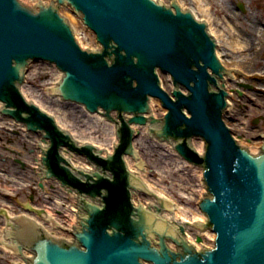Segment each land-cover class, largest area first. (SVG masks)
<instances>
[{"label": "water", "instance_id": "1", "mask_svg": "<svg viewBox=\"0 0 264 264\" xmlns=\"http://www.w3.org/2000/svg\"><path fill=\"white\" fill-rule=\"evenodd\" d=\"M62 6L83 21L102 49L78 43ZM217 48L208 24L177 0L171 7L155 0H37L32 6L0 0V113L49 139L39 165L42 178L57 179L78 195V222L65 229L72 242L27 219L22 229L8 232L14 248L33 252L28 264H264V141L253 152L226 124L231 95L225 77L236 68L222 64ZM38 61L55 64L63 74L49 86L53 96L90 113L102 109L116 123L118 143L106 157L91 143L81 145L24 97L21 86ZM159 72L171 76L172 94L162 87ZM150 98L167 110L163 119L146 116ZM147 124L150 136L203 168L202 196L207 192L196 200L203 218L168 219L163 213H173L175 203L129 169L127 155L142 171L146 166L134 146L132 125ZM195 138L205 142L204 154L192 146ZM65 148L94 167L74 166ZM136 193L158 203H135ZM189 225L214 232L215 244L190 242Z\"/></svg>", "mask_w": 264, "mask_h": 264}, {"label": "rangeland", "instance_id": "2", "mask_svg": "<svg viewBox=\"0 0 264 264\" xmlns=\"http://www.w3.org/2000/svg\"><path fill=\"white\" fill-rule=\"evenodd\" d=\"M21 1L32 6L37 0ZM40 1L47 4L51 2V0ZM155 1H163L165 5H169L171 2V0ZM179 2L183 9L192 10L200 21L208 24L209 32L215 36L217 41L220 40L218 50L222 63L229 69L230 67L236 68L232 73L234 75L237 72L236 75L227 76L229 79L226 81L228 83L226 86H228L227 90H229L231 97L228 99L229 107L225 111L224 120L232 129L238 142L255 152L261 147L262 141L260 135L264 134V0H179ZM62 16L69 21L77 40L87 50L93 51V49H101L100 44L96 41L95 34L84 26L81 19L70 8L62 6ZM255 27L262 30L263 35L261 36V40H258L256 35H252L251 33L252 28L255 29ZM251 36L255 43L254 50H251L249 45L248 49L250 53L247 55H240L239 50L237 51L224 43L229 38V41H242L241 45L247 47L246 41ZM253 51H255L253 54L256 56L252 54ZM236 52L238 54H235ZM254 57L255 59L253 60L252 58ZM59 72L55 65L48 62L38 61L32 63L23 88L25 95L29 100L38 103L46 112L59 120L61 126L73 134L76 140L79 142H98L94 144L98 147L99 143L103 140L102 137H110L109 128L106 123L104 121H97L91 114L83 112L77 104L63 102L59 98H54L49 95V86L57 81ZM159 76L164 89L172 92L174 85L170 75L160 72ZM156 100L157 102L151 109L152 115H154V118H162L165 115V110L160 101L158 99ZM70 110L77 111L76 113L84 119L82 123L83 127L78 126L81 129L75 127L77 125L71 121L72 116L69 114ZM0 125H7L11 131H25L24 127H20L21 124L15 123L12 120L5 123L0 122ZM86 126L93 133L90 130L83 132ZM143 127L145 126H141V128ZM142 139L144 137L139 134L135 140V148L141 152V157L146 164V177L153 183L154 188L162 191L165 194L163 196L173 200L175 204L180 205L181 209H185L187 216L190 218L196 213L202 214L196 203V200L202 197V193L198 187L199 183L196 180L194 167L182 164L177 156L171 154L166 146L163 147L161 145L157 147L147 142L148 139ZM31 141L32 143L29 144L35 142L33 139ZM103 141L105 142H103L102 148L106 152L109 149V140L106 139ZM142 141H145V145H142ZM149 146H152L156 151L160 149L158 152L163 155L159 154L158 156L152 154ZM169 154L173 156H166L167 159L165 158L163 160L170 162L172 169L170 172L167 171V174H164L161 172L162 169L158 161L162 162L160 158ZM72 159H74L76 164L82 166L87 163L85 158L81 156L75 155ZM174 159H176V162ZM74 161L72 160V163ZM173 161L174 163H172ZM143 180L145 181V179ZM66 193L60 186L59 200L61 202L67 200L65 198V196H68ZM137 201L148 203L149 198L141 194L137 197ZM178 216L180 215L178 214ZM188 239L197 246L199 244H209L204 241L203 237L202 242L198 243L195 232L193 231L189 233Z\"/></svg>", "mask_w": 264, "mask_h": 264}, {"label": "flooded vegetation", "instance_id": "3", "mask_svg": "<svg viewBox=\"0 0 264 264\" xmlns=\"http://www.w3.org/2000/svg\"><path fill=\"white\" fill-rule=\"evenodd\" d=\"M9 120L0 115L1 123ZM7 125H0V264H28L33 252L14 248L8 232L22 229L27 219L55 236L63 223L61 209L72 212L73 202L68 197L60 207L59 181L43 179L39 174L43 149L36 137L41 134L11 131ZM32 139L35 142L29 144Z\"/></svg>", "mask_w": 264, "mask_h": 264}, {"label": "bare ground", "instance_id": "4", "mask_svg": "<svg viewBox=\"0 0 264 264\" xmlns=\"http://www.w3.org/2000/svg\"><path fill=\"white\" fill-rule=\"evenodd\" d=\"M178 2H179V0H177ZM164 3V2H163ZM50 4V3H49ZM165 4V3H164ZM171 4H172V0H171V2H170V4L169 5H167V6H169V7H171ZM179 4L181 5V3L179 2ZM181 7H182V5H181ZM183 8V7H182ZM173 11H174V8H173ZM187 11H190V12H192L193 14H194V12L192 11V10H187ZM195 15V14H194ZM196 17V16H195ZM197 18V17H196ZM198 19V18H197ZM199 20V19H198ZM251 33H252V35H256V38L258 39V40H261V36L263 35V33H262V30L261 29H259L258 27H255V29H253L252 28V30H251ZM220 41V40H219ZM219 41H217V44H218V48H219ZM225 44H227L228 46H231L233 49H235V50H239V54L240 55H247L248 53H250V50L248 49L249 48V45H250V48H251V50H254V41H253V39H252V36H251V38L249 39H247V41H246V46L247 47H245V46H242L241 45V43H242V41H238V40H231V41H229V38H227V40L224 42ZM218 48H217V55H218V57L220 58V52H219V50H218ZM253 53H255V51H253L252 52V54ZM235 54H238L237 52L235 53ZM253 55H255V54H253ZM256 56V55H255ZM242 57H245V56H242ZM237 58H238V56H237ZM253 60L255 59V57L254 58H252ZM220 60H221V58H220ZM221 62H222V60H221ZM59 70V69H58ZM60 71V70H59ZM235 72V71H234ZM236 74H237V72H235ZM160 74V73H159ZM236 74H234V75H236ZM63 74H62V72L60 71L59 72V74H58V78H57V80L62 76ZM233 75V74H232ZM233 75V76H234ZM229 76V75H228ZM161 79V78H160ZM229 78L226 76V80H228ZM226 85H228V83L226 82ZM24 86H25V84H23L22 86H21V92H22V94L24 95V97L25 98H27V96L25 95V92L23 91V88H24ZM227 89H228V86H227ZM228 92H229V90H228ZM49 95L51 96V97H54V98H59L61 101H63V102H67V101H64L63 99H62V97L59 95V96H53L54 94H53V92H49ZM27 100L29 101V102H33V103H35V104H37L38 105V103H36V102H34V101H32V100H29L28 98H27ZM157 102V100L155 99V98H150V107H151V109H152V106L155 104ZM70 103H74V104H77L80 108H81V110L83 111V112H87V113H89V114H91L95 119H97V121H104L105 123H106V125H107V127L109 128V136L110 137H102V139L103 140H106V139H108L109 140V149H107V151L105 152V150H104V148H102V145H103V142H105V141H103L102 140V142H100L99 143V145H98V149H101V152H102V154H103V156H107V154H110V152H111V150L113 149V147H114V145L116 144V143H118V136H117V126H116V123H114V122H112L109 118H107V117H105L104 116V112L102 111V109H100V111L99 112H96V113H90L89 111H87L86 110V108H85V106L84 105H80V104H78V103H75V102H70ZM3 106V102H0V110H1V107ZM41 109H43V110H45L44 108H42L41 107ZM165 111H164V114H166V112H167V110L166 109H164ZM77 112V111H76ZM76 112H74V111H71L70 110V112H69V114L72 116V119H71V121L75 124V125H77V126H75V127H77V128H79V127H81L82 126V123L84 122V119H82L81 117H80V115L78 114V113H76ZM51 115V114H50ZM112 115L114 116V117H116L117 116V113L114 111L113 113H112ZM149 115H152V111H151V113L149 114ZM152 116H154V115H152ZM56 121H57V124H58V126L59 127H61L62 129H64V130H66L63 126H61V122L59 121V120H57L56 119ZM70 121V122H71ZM79 126V127H78ZM83 127V126H82ZM81 127V128H82ZM150 125L149 124H147L145 127H143V128H141V126H135V125H133V128L136 130V133H138V136H139V134L140 135H142L143 137H144V139H148L147 140V142H150V143H152L154 146H161V145H163V147L164 146H166L168 149H169V151L171 152V154H173V155H176L177 156V158L180 160V162L182 163V164H184V165H188V166H192V167H194V172H195V174H196V180H197V182L199 183V185H198V187H199V189H200V191H201V193L203 192V187H204V183H203V178H204V170L201 168V167H198V166H195V165H193V164H191V163H189L188 161H186L185 159H183L178 153H177V151L175 150V148H173L172 147V144H170V143H168L167 145H166V141H161V140H159L158 138H156L155 136H150V134H149V131H150ZM81 128H79V129H81ZM141 128V129H140ZM88 130H90L91 131V129L90 128H88L87 126H86V128L83 130V132H87ZM93 130H95V129H93ZM67 131V130H66ZM92 133H93V131H91ZM38 140H40V146H41V148L44 150V149H46L47 148V146H49V139H45L44 140V138H43V136H42V134L41 135H39L38 137H36ZM137 138V137H136ZM136 138H135V140H136ZM144 139H142V140H144ZM135 140H134V145H135ZM261 141H262V143H263V139H261ZM42 142V143H41ZM94 141H92V142H89V143H93ZM82 143H87V142H84V141H82ZM98 143V142H97ZM97 143H93V144H97ZM142 145H145V141H142ZM149 145V144H148ZM262 145V144H261ZM192 146H195V149L198 151V153H200V154H204V144H203V140L202 139H200V138H195V139H193V141H192ZM163 147H161V148H163ZM137 149V148H136ZM149 149H150V151L152 152V154H154V155H158L159 156V154H162V153H160V152H158V151H160V149L158 150V151H156V150H154L153 149V147L152 146H149ZM138 150V149H137ZM162 151H163V149H161ZM139 151V150H138ZM44 152V151H43ZM63 154H64V156H65V158H67V159H69L70 161H74V159H72V157H74L76 154H74L73 152H71V151H69L68 149H64V152H63ZM163 155V154H162ZM173 155H165V157H161L160 158V160L162 159V162H160V161H158V163H159V165H160V167H161V172L162 173H164V174H167V171L168 172H170V170L172 169V164L170 163V162H168V161H165V160H163V159H165L166 158V156H170V157H172ZM76 156H81V157H83L84 158V156H82V155H76ZM140 156H141V152H140ZM169 157V158H170ZM142 158V157H141ZM126 162H127V164H128V166H129V169L131 170V172H133V173H135L137 176H139L142 180L143 179H145V181L147 182H145L144 180V182L147 184V186H148V188L149 189H152V191H154V193H156V194H159V195H165L162 191H159V190H156L155 188H154V186L152 185L153 183H151V181L150 180H148L147 179V177H146V175H147V170H146V168H143V171H142V167H141V165L140 164H137V163H134V158L132 157V156H129V155H127L126 156ZM167 159V158H166ZM172 159V158H171ZM177 159V160H178ZM86 160V159H85ZM178 160V161H179ZM174 161L176 162V159H174ZM174 161L172 162V163H174ZM41 163H39V165H40ZM73 165L74 166H76V167H79V168H82V169H88V168H91V167H94L93 166V164H90V163H86L84 166H82V165H79V164H76L75 163V161L73 162ZM183 170H184V168H182ZM39 170H40V167H39ZM39 174L41 175V171H39ZM156 191V192H155ZM141 195V193H136L135 195H134V201H135V203H142V202H138L137 201V197L138 196H140ZM68 197H70V198H72V202H73V205H72V208H71V210H73V211H75L76 212V207H75V201L78 199L77 197H76V195H75V193H73V196L71 197V195L70 194H68V196H65V198L66 199H68ZM145 197H147V198H149V201H148V203H142V204H145V205H152V204H157L158 203V201L154 198V197H152V196H145ZM173 201V200H172ZM174 202V201H173ZM175 203V202H174ZM60 207H61V204L63 205V203H61V201H60ZM174 208H175V211L173 212V213H170V212H168V211H166V212H164L163 213V215L164 216H166L168 219H171V220H178V223H191V222H194V221H196V220H198V219H201V218H203L204 217V213L201 211V209H200V212L202 213V214H198V213H196L193 217H189V216H187V214H186V210L185 209H181V207H180V205H177V204H175V206H174ZM70 210L69 209H64L63 208V210L61 209V215H60V219L63 221V222H69L70 224H67V223H64V224H67L69 227H71L72 226V224H74V221H75V218H76V215H75V212H69ZM178 214L180 215V216H178ZM181 216H183V217H181ZM187 218V219H186ZM49 220H51V218H48ZM45 228V227H44ZM191 231H193V232H195V237H203L204 238V241H206V242H208L209 244L210 243H213L214 242V240H215V238H216V234L214 233V232H212L211 230H207V231H205V232H201V231H199L196 227H195V225H189L187 228H186V234H188L189 235V233L191 232ZM67 232H65L62 228H60V229H57L56 230V232L54 233V235L55 236H58V237H60V238H64V237H66L67 239H71V236L69 235V234H66ZM191 239H193V238H191ZM203 240V239H202ZM199 243H201V242H199ZM198 246H201L200 244L198 245Z\"/></svg>", "mask_w": 264, "mask_h": 264}]
</instances>
